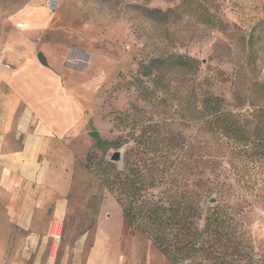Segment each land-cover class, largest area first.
<instances>
[{"label": "trees", "instance_id": "trees-1", "mask_svg": "<svg viewBox=\"0 0 264 264\" xmlns=\"http://www.w3.org/2000/svg\"><path fill=\"white\" fill-rule=\"evenodd\" d=\"M142 12L155 23L170 18V10ZM263 35L264 18L250 29V48ZM201 68L179 53L140 65L141 101L178 119L142 108L139 117L125 115L128 131L107 142L124 149L121 166L94 153L84 166L118 203L128 229L170 264H264V240L253 239L247 219L264 205V84L242 90L234 83L241 75ZM214 82H230L227 96L211 90Z\"/></svg>", "mask_w": 264, "mask_h": 264}, {"label": "rangeland", "instance_id": "rangeland-1", "mask_svg": "<svg viewBox=\"0 0 264 264\" xmlns=\"http://www.w3.org/2000/svg\"><path fill=\"white\" fill-rule=\"evenodd\" d=\"M45 0H0V57L9 30L21 23V31L36 45L35 52H45L48 63L62 74L78 102L84 105L89 135L86 151L77 157L68 195V214L53 225L50 237L55 245L79 239L90 230L87 242L94 238L98 221L122 217L120 207L101 185L97 176L84 164L94 153L109 160L114 151L107 142L124 134L121 119L139 117L144 109L156 119L174 116L165 107L145 105L137 89L138 69L158 55L179 53L210 65L225 73L241 75L234 82L245 89L250 82L264 84V35L250 48L251 27L264 18V0H62L54 12ZM170 10L167 23H155L144 17L142 9ZM31 11L40 24H27ZM203 72L200 76H203ZM230 82H214L211 90L227 96ZM181 120H179L180 122ZM250 233L264 240V205L255 204L247 213ZM120 236L126 261L130 264H170L151 243L132 233L124 218Z\"/></svg>", "mask_w": 264, "mask_h": 264}, {"label": "crops", "instance_id": "crops-1", "mask_svg": "<svg viewBox=\"0 0 264 264\" xmlns=\"http://www.w3.org/2000/svg\"><path fill=\"white\" fill-rule=\"evenodd\" d=\"M31 17L27 24H40ZM24 28L4 36L0 57V264H130L123 216L99 220L90 243L87 229L73 242L50 238L67 218L72 172L89 135L84 105L58 70L38 60L42 53L48 63Z\"/></svg>", "mask_w": 264, "mask_h": 264}, {"label": "built area", "instance_id": "built-area-1", "mask_svg": "<svg viewBox=\"0 0 264 264\" xmlns=\"http://www.w3.org/2000/svg\"><path fill=\"white\" fill-rule=\"evenodd\" d=\"M61 1L62 0H45L44 1V6L49 12H54L58 8V6H59ZM16 27L21 29L22 28V24L18 23L16 25ZM2 53L4 54L5 50H3ZM51 237L53 239H58L59 238V234L55 231L54 233L51 234Z\"/></svg>", "mask_w": 264, "mask_h": 264}, {"label": "water", "instance_id": "water-1", "mask_svg": "<svg viewBox=\"0 0 264 264\" xmlns=\"http://www.w3.org/2000/svg\"><path fill=\"white\" fill-rule=\"evenodd\" d=\"M37 58L43 65H46V60L42 53H38ZM118 157H119V152H114L110 157V161L115 162Z\"/></svg>", "mask_w": 264, "mask_h": 264}]
</instances>
